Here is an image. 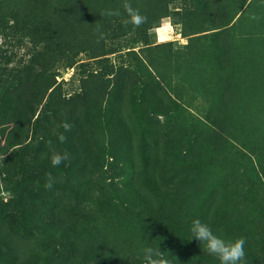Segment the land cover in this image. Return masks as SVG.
I'll list each match as a JSON object with an SVG mask.
<instances>
[{
  "label": "trees",
  "instance_id": "16d2710c",
  "mask_svg": "<svg viewBox=\"0 0 264 264\" xmlns=\"http://www.w3.org/2000/svg\"><path fill=\"white\" fill-rule=\"evenodd\" d=\"M123 2L0 0V33L20 30L32 51L10 65L11 56L0 48V153L11 148L5 174L14 169L12 191L19 197L28 192L32 177L48 173L70 175L53 184L54 192L71 179L81 180L87 167L102 162L104 133L105 155L127 168L131 183L123 199L109 197L107 203L138 224L143 247L160 245L170 264H219L192 238L191 222L198 218L224 238H245L247 264H264V0H128L147 17L140 27L123 23ZM115 9L121 16L104 15ZM170 16L185 37L178 46L156 41L154 28ZM59 66L77 70L67 80L72 88L62 77L56 79ZM158 115L170 127L157 125ZM63 123L71 130L65 131ZM132 132L137 159L119 152L132 153ZM49 142L67 156L58 167L51 164ZM233 145L257 157L251 170L259 185L252 184L256 187L243 208L236 202L240 195L233 196L236 215L229 216L224 193L217 196L207 185L198 164L215 156L225 171ZM29 161L34 175L23 173ZM204 189L191 211V197ZM133 191L143 200L132 203ZM215 197L219 201L213 204ZM92 207L85 204L91 218L78 230L55 227L42 212L32 216L35 226H24L20 209L19 222L11 224L13 215L0 208V264L17 260L4 226L26 238L39 229L44 242L30 258L34 264H55L59 237L88 235L104 221L102 209L96 207L100 214ZM105 249L111 255L117 251L107 244ZM139 256L137 264L143 262Z\"/></svg>",
  "mask_w": 264,
  "mask_h": 264
},
{
  "label": "rangeland",
  "instance_id": "374dc122",
  "mask_svg": "<svg viewBox=\"0 0 264 264\" xmlns=\"http://www.w3.org/2000/svg\"><path fill=\"white\" fill-rule=\"evenodd\" d=\"M175 21L176 19L174 16L164 17L158 21V25L154 28L157 42L171 41L173 46H178L185 42V37L179 34V24ZM243 27H247L246 24ZM0 48L6 50L7 54L11 56L10 65L15 64L14 62L17 58H26L32 52L28 38L24 37L20 30L15 31L9 28L6 29L4 33H0ZM78 58H80L79 61L84 60L83 55H80ZM57 70L59 71V75L56 76V79L58 80L62 77L64 85L67 88L71 86V81L67 80L73 78L72 76L75 77L74 73H77V70L72 67L64 68L60 66ZM196 103L198 106L201 105L200 102ZM155 119L158 121V124H156L161 128L166 125L170 127L169 120L165 117L158 115ZM186 120H188V118ZM182 134L184 133L180 135ZM177 137L179 139L182 136L178 135L175 137L176 143ZM102 138L104 145L100 147L101 154L103 155L101 164L95 167H87L88 172L81 173V175H83L81 180L71 179L66 187L58 189L55 192L52 188H46L47 176L44 175L38 178L35 176L32 177L27 188L28 192L19 197L15 196V193L12 191L16 188V180L13 175L15 174L14 169L13 173L11 169V171H7V175L5 174V168H7L5 167V154L10 151L11 148H9L6 153H0V208L5 210L4 213L9 212V215H13L8 218V222H11V224L19 222L17 210L20 209L23 214L21 222H23L24 226H35L31 218L35 216V214H40L42 212L48 216L53 226L59 227L62 230L68 227H72L73 230H78L82 228V224L87 221L86 218H91L84 209L85 204L90 202L93 203L91 211L96 210L99 212L96 207L102 209V215L105 219L102 223H96L90 234H81L78 237H71L69 239H65L61 236L57 239L55 248L58 252V258H56L55 264H105L106 260L111 261L112 264H137V260L140 258L139 255L143 253V249L153 245V243L150 242L143 247L137 237L139 235L137 233L138 224L130 220H125L127 217H122L117 205H110L107 203L109 197L113 200L123 199L122 193L125 189H129L131 183L130 179L125 176L127 168L121 162L110 161V158L105 155L104 133ZM131 139L133 142L132 153L127 155L126 153L122 154L121 151L119 152L126 158L131 156L137 159L139 158V152L137 151L138 148L136 144L137 136L134 132L131 134ZM43 158L44 156H42L41 163L44 166L47 162H45ZM207 159L208 158L203 159L201 163L198 164L201 172L206 174L203 175L202 178L206 180L207 185L210 186L212 190L214 189L217 196L224 193L223 202L227 204V206L224 205L226 208L225 213L229 216H235L236 209L234 207L233 196L237 197V195H240L237 197L236 202L239 208H243L245 203L248 204L247 201L250 198V192L259 185L258 175L251 170L253 163L257 161V157L233 145L226 158L228 161L224 163L225 171L219 167L220 162L218 163V159L216 160L215 156L211 160ZM30 165L31 162L29 161L27 166L29 168L24 169L23 173L34 175V167L33 165L30 167ZM63 169H61V171H64ZM231 169L234 170L233 173L230 172ZM68 173L69 172L59 173L57 176L58 178L55 179V183L62 182L64 176L66 178L70 177ZM234 173H239L240 176ZM252 184L257 185L252 187ZM71 185L74 186L72 187ZM132 193L137 196V198L135 196L133 197L132 203H139V198L143 200V197H139L134 191ZM205 193L206 189L202 190L194 197H191V211H194L193 207L200 203ZM118 196L121 198L116 199ZM151 200L154 201L153 199ZM218 201L219 200L215 197L213 199V204ZM37 202L41 203V205H36ZM99 213L101 214V212ZM4 227L5 235L17 252V260L14 264H34L32 262L33 256L32 258H30V256L34 249L41 246L44 242L41 231L33 228V235L26 238L12 233L7 230L8 228L6 226ZM105 244L111 246L113 250L117 249V251L113 252L111 255L110 252L105 249ZM198 246L200 252L205 251L202 242H199ZM116 252L120 253L116 255ZM123 254L125 256H123ZM256 262V260L251 261L250 264H257ZM140 264H143V262Z\"/></svg>",
  "mask_w": 264,
  "mask_h": 264
},
{
  "label": "clouds",
  "instance_id": "9594fccd",
  "mask_svg": "<svg viewBox=\"0 0 264 264\" xmlns=\"http://www.w3.org/2000/svg\"><path fill=\"white\" fill-rule=\"evenodd\" d=\"M124 14L126 18L123 20L124 24H132L136 27H140L147 22V17L141 14L138 8L132 6L128 0H124L122 4ZM106 16H121L119 9L106 10L104 12ZM100 25H97V31L100 35V39L104 38L102 32H100ZM65 131L71 130V125L63 123ZM60 142H63L66 137L63 134L58 136ZM49 150L51 152L50 161L53 167H58L66 158V154L59 152L55 145L49 142ZM55 177L51 174H47L46 188L51 189L55 183ZM190 231L192 238L196 241L202 242L204 250L211 256L216 257L219 260V264H247L245 259V238H224L221 235L214 233L210 225L200 219H193L191 222ZM161 242V241H160ZM143 264H170L165 251L161 249V246L157 247H145L143 249Z\"/></svg>",
  "mask_w": 264,
  "mask_h": 264
}]
</instances>
